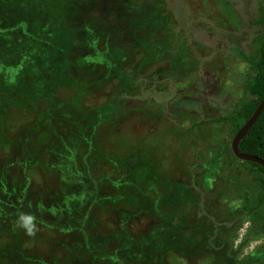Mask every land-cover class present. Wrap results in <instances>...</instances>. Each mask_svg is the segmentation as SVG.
Here are the masks:
<instances>
[{
  "label": "rangeland",
  "instance_id": "1",
  "mask_svg": "<svg viewBox=\"0 0 264 264\" xmlns=\"http://www.w3.org/2000/svg\"><path fill=\"white\" fill-rule=\"evenodd\" d=\"M3 3L12 11L7 20L11 31L3 30L6 23L0 15V129L10 107L19 105L8 136H18L22 142L13 148L14 158L4 162L13 164L8 172L19 174L15 177L19 202L28 195L29 201L37 200L35 205L44 208L78 202L80 206L72 214L77 216L83 210L76 218L81 225L84 215L88 218L90 213L95 242L99 241L96 235L101 239L126 220L123 207L131 211L140 207L137 214H130L136 221L131 223V241L124 248L127 253L135 248L139 252L141 245L148 243L145 236L154 221L150 208L166 190H172L170 184L175 179L180 180L183 183L177 186L185 188L183 196L193 192V197L196 194L202 200L192 220L210 215L221 230V242L239 264H248V259L254 260L251 264H264V232L248 213H242L245 199L254 204L261 189L256 182H241L247 178L249 166L231 161L229 124L194 126L200 120L225 114L243 96L249 68L233 56L231 48L252 49L253 21L264 0H26L21 7H11L8 0ZM27 13L34 29L53 28L49 41L58 42L65 33L93 38L88 30L94 28L103 48V40L106 43L110 36L108 42L117 50L114 57L120 56L122 63L111 65L108 71L96 66L97 71L91 64L103 58L95 49L81 45L70 49L65 44V56L54 54L53 60H45L41 66L33 61L32 51L24 50L16 62V53L22 49L18 43L20 17ZM77 54L80 57L75 61ZM122 69L128 70L124 71L128 78L142 74L137 83L140 88H134L131 97L130 90L124 87V92L117 83ZM75 85L82 92L77 99L79 107L73 110L63 97ZM108 104L119 116L112 124L98 125L100 107ZM77 125L84 128V134ZM94 128L98 143L91 136ZM82 135L89 136V142ZM67 147L74 150L71 154L77 164ZM23 151L39 165L27 179L22 167L12 162L24 160ZM86 153L90 155L85 157ZM0 156L2 168L5 155ZM193 185L189 191L187 186ZM73 193H79L78 197ZM41 214L55 224H66L58 213ZM33 216L38 228L44 226ZM4 233L1 227L0 238L7 237ZM77 234L55 231L53 245L41 244L40 250L33 246L30 252L47 264L65 260L64 264H90V253ZM138 236L143 238L142 244H138ZM115 247L112 239L102 250ZM169 260V264L188 261L178 255ZM96 264L110 263L97 259Z\"/></svg>",
  "mask_w": 264,
  "mask_h": 264
},
{
  "label": "trees",
  "instance_id": "2",
  "mask_svg": "<svg viewBox=\"0 0 264 264\" xmlns=\"http://www.w3.org/2000/svg\"><path fill=\"white\" fill-rule=\"evenodd\" d=\"M25 1L26 0H8V2L11 4V7H14L15 4L21 7ZM3 4V0L0 1V15H2L4 22L6 23L3 30L9 31L10 25L8 24L7 20L9 18L8 13L11 12L12 9L3 7ZM27 14L28 15L25 14L20 17V28L22 29V35L20 36L18 43H20L22 49L19 47L20 50H18V53H16V62L21 59L20 56L23 54L24 50L32 51L35 53V58H33V61L35 60L36 63L40 64L39 66H41V63L44 64L45 60H53L54 54L56 55L59 53L60 55L65 56V44V47L68 46L70 49L74 46L78 47L79 45H81L83 49H95L103 58L101 61L96 60L93 64H91V66L95 67L97 71L99 70L98 68H101L102 66H104V69L108 71L111 65L122 63L120 56L118 58L114 57L117 55L115 54L117 53V50L115 47L110 45V42H108V40H110V36L105 38L106 43L105 40H103V48H100L101 42L98 35L93 32L94 28L92 31L90 29L88 30L89 33L92 32L94 34L93 38L87 39L84 36L79 38L76 36L78 33H65L67 37L64 36L65 34H63L60 36L58 42L54 39L51 41V38L50 42L47 38L51 37L53 28L51 27V30L46 31H38L34 29L32 21H30L28 18L29 13ZM253 24L255 25L256 29L252 37V49L246 52L237 47L231 48L234 57H237L248 64L249 72L242 86L243 96L235 101L231 105V109L225 114H218L213 118L200 120L199 122L194 123V126H203L210 123H228L230 134L233 137L238 129L250 118L255 108L264 97L263 4L259 5V13L254 19ZM31 32H34V34L30 35ZM60 50L61 53L59 52ZM75 57L76 59H74L77 61L80 55L78 56L77 54ZM66 62L68 63V58L66 59ZM11 63H15V61H12ZM124 71L128 70H120V81L118 80L117 83L120 84L122 89L124 87L128 88L130 90L128 92V89H126L128 92V97H131V94L135 92L134 88H140L138 84H140L142 74L137 72V75L133 74L131 78H128L126 75H124ZM68 90L69 91L66 92L63 100H65V103H67L69 107L75 110V108L79 107L77 105V99H79L82 90L76 85L73 86V88H69ZM106 103L109 102L107 101ZM17 106L19 107V105L10 107L9 113L6 116L7 118H3L4 120L2 121L0 129V154L5 155V158L2 159L3 162H1L3 167L1 168L0 166V229L2 227L5 231L4 234H7L6 238H0V264H47L46 261H41L39 258L35 257L32 252H30L31 248L34 246V249L38 247V250H40L42 249L40 246L41 244L48 243L49 245H53L51 238L53 237L55 231L61 233L65 232L66 230L71 233H78L77 235L79 239L83 240L85 248H87V252L90 253L88 254L90 264H96L97 259H99V261H107L110 264H169L171 263L169 260L171 255H178V257L187 259V264L240 263L237 258L232 255L231 249L227 248L228 246L226 248L224 247L226 244L224 243L223 245V242H221L223 240L221 238V230H219L217 225L213 222V219L210 220V215H202L199 217V219L192 220L193 211L198 209L199 206H202V200L200 196H196V194L193 197V192H190L188 197L183 196L185 188L181 187L179 190L177 186L178 184L183 183L180 180L175 179L174 182L172 181L173 183L170 184L171 187H173L171 188L172 190H166V194L164 196L160 195L157 199V205L150 208L153 211L152 214L154 216V221H151L149 225L150 227L148 229L149 231L146 233V236L142 235L145 236V238L148 240V243L141 245L142 247L139 252H137L136 248L134 249L132 247L134 250H131L130 253H127L124 248H127V242L131 241V223L134 220L136 221V217H131L130 214H133L131 212H135L137 214L140 207H138L136 210L133 208L134 210L132 211L128 209L130 212L127 210L129 207H123L125 210H122L128 214L126 220H123V223L121 221L116 228L110 230L109 234H106L103 238L99 239L96 235L99 241L95 242L96 232L94 234L91 229L92 224L90 222V213L88 218H86L87 214L84 215V221L81 225L76 222V218L79 219V217L82 216L83 210H80V212L77 213V216L72 214L73 209H75L76 212V208L80 206L78 202H74L72 206L66 204L68 207L59 206V208H54L50 206L48 207L46 205L44 208V205H35L37 200L29 201L28 199L31 197L30 195L27 197L25 196L24 200L19 202L17 195H19L18 192L20 190L18 189L19 185L15 178L16 175L19 174L13 170L8 172L7 168H12L13 164H9L11 166L6 164L7 159L14 158H11L13 148H16L18 143L22 142L18 136H14L12 138L8 136V133L11 131L10 127H12L13 123L11 121L14 120L18 115ZM114 112L115 111H112V108H110L109 104L106 107H100V113L102 116L98 118V125L112 124L114 117L119 116L118 113ZM77 128L81 130L82 134H84V128H82L81 125H77ZM93 132L94 133L91 134V136H93L95 140L94 136L96 135L97 129L93 130ZM88 138L90 137L82 135V139L86 142L88 141ZM95 141L97 142V140ZM92 148L93 145L90 144L89 149ZM238 148L242 152L264 159V108L247 133L240 139ZM66 149L70 154L74 153V150L70 147H67ZM27 153L28 151L21 152V154L24 156V160L19 161L14 159L15 161H12L17 166L22 167V172L26 174H24L25 179L28 178L30 173H35V167L39 166L38 161L35 162V157H31L30 154L25 157ZM231 154V161H239L249 166L248 176L246 179L241 180V182L246 184L250 182H256L261 189L258 200L254 204H251L249 198L245 199L246 202L244 203V211L242 213L244 215L248 213V217L255 223H258L261 231L264 232V168L254 162L241 161L236 156H234L233 153ZM71 155V159L75 162V164H77L74 154ZM89 155V153H86L85 157ZM79 174V176H83L82 173ZM126 175L131 176L132 174L127 173ZM166 185L168 186V183ZM191 187H194V185L187 186V189L190 191ZM82 190H85V188ZM83 193L85 194L86 191ZM73 194L78 197L77 195L79 193ZM64 199L67 202L68 197H65ZM68 201L73 202V198H70ZM30 203H33L35 207L28 209L26 206L30 205ZM39 210L43 211L39 213ZM45 211H50L51 215L54 214V216L56 213L60 214L63 216V219H66V224L63 226L59 225L60 222L59 224H55L50 220L49 217L47 218V215L41 214ZM19 213H30L35 215L37 217L36 223L39 222L44 224V226H40V228L37 227L38 230L34 235H28L26 230L19 226V219L15 217L16 214ZM216 216L218 221L219 215L217 214ZM201 220H205L206 224H202ZM112 239L116 241V247L111 250L109 248L110 251L102 250V245L106 244L107 241H111ZM103 240L105 242H103ZM133 240L134 239H132V241ZM137 240L138 244L139 242L142 244L143 238H141V236H138ZM97 245H100L101 248H98ZM70 248L71 246L67 245V249L69 250ZM194 251L197 252L196 255H194ZM64 257L66 259L67 255ZM65 261L61 264H64ZM248 261V264H251L254 260L248 259Z\"/></svg>",
  "mask_w": 264,
  "mask_h": 264
},
{
  "label": "water",
  "instance_id": "3",
  "mask_svg": "<svg viewBox=\"0 0 264 264\" xmlns=\"http://www.w3.org/2000/svg\"><path fill=\"white\" fill-rule=\"evenodd\" d=\"M263 108H264V97L259 102V104L255 108L254 112L250 116V118L238 129V131L232 137L231 142H230V149H231V152L233 153V155L236 156L239 160L254 162V163L259 164L260 166H262L264 168V159H262L258 156L252 155V154L242 152L238 148V144H239L240 139L250 129V127L255 122V120L257 119V117L259 116L261 111L263 110Z\"/></svg>",
  "mask_w": 264,
  "mask_h": 264
},
{
  "label": "clouds",
  "instance_id": "4",
  "mask_svg": "<svg viewBox=\"0 0 264 264\" xmlns=\"http://www.w3.org/2000/svg\"><path fill=\"white\" fill-rule=\"evenodd\" d=\"M19 219V226L23 227L28 235H34L36 233L37 225L35 224V217L31 214H21Z\"/></svg>",
  "mask_w": 264,
  "mask_h": 264
}]
</instances>
